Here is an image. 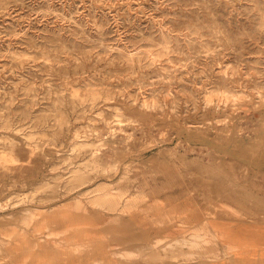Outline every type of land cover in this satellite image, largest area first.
I'll list each match as a JSON object with an SVG mask.
<instances>
[{"label": "rangeland", "instance_id": "obj_1", "mask_svg": "<svg viewBox=\"0 0 264 264\" xmlns=\"http://www.w3.org/2000/svg\"><path fill=\"white\" fill-rule=\"evenodd\" d=\"M121 216L161 264H238L233 228L264 231V0H0V264Z\"/></svg>", "mask_w": 264, "mask_h": 264}, {"label": "crops", "instance_id": "obj_2", "mask_svg": "<svg viewBox=\"0 0 264 264\" xmlns=\"http://www.w3.org/2000/svg\"><path fill=\"white\" fill-rule=\"evenodd\" d=\"M142 216V215H141ZM122 221L118 227L113 224L105 227L93 229L96 232L120 231L114 236V240H105V238L96 235L94 245L85 248L82 246L80 250L75 245L66 246L63 260L56 261L54 264H145V248L148 246L147 252L149 257H153V261L149 264H161L156 257H160V247L164 241L153 238L146 241L145 227L142 222L134 223V220L118 217ZM142 219V217H141ZM139 220V219H138ZM262 227L236 230L233 228L232 234L239 238L241 243L234 245L233 250L235 260L238 264H264V231ZM262 231V232H259ZM159 240V242H156ZM147 242V243H146ZM124 252H130L124 254ZM142 262V263H141ZM166 264V263H164ZM167 264H177L176 260L169 261ZM220 264H224L220 262Z\"/></svg>", "mask_w": 264, "mask_h": 264}, {"label": "bare ground", "instance_id": "obj_3", "mask_svg": "<svg viewBox=\"0 0 264 264\" xmlns=\"http://www.w3.org/2000/svg\"><path fill=\"white\" fill-rule=\"evenodd\" d=\"M187 131V130H186ZM253 141V140H252ZM105 143V142H104ZM257 143V142H256ZM259 147V145L257 146ZM142 158V157H141ZM241 158V157H240ZM254 163V162H253ZM138 182V181H137ZM84 189V188H83ZM225 204V203H224ZM210 206V205H209ZM210 208V207H209ZM32 221V220H31ZM214 229V227H213ZM217 235V234H216ZM161 240V239H160ZM162 241V240H161ZM215 241V235L211 234L207 231H205L202 227H199L196 229V231L193 232L192 236L185 235L183 237H176V243H188V244H208ZM156 242H158L156 240ZM215 245V244H214ZM208 247V245H207ZM173 248V247H172ZM200 249V248H199ZM8 252V251H7ZM129 254L130 252H124V254ZM217 255V254H216ZM142 263V262H141Z\"/></svg>", "mask_w": 264, "mask_h": 264}]
</instances>
